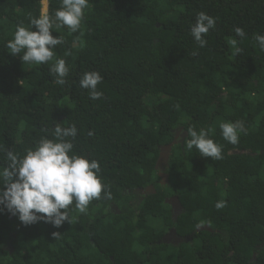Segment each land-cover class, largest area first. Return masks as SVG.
I'll return each mask as SVG.
<instances>
[{
    "label": "trees",
    "instance_id": "obj_1",
    "mask_svg": "<svg viewBox=\"0 0 264 264\" xmlns=\"http://www.w3.org/2000/svg\"><path fill=\"white\" fill-rule=\"evenodd\" d=\"M43 1L0 0V148L23 157L56 124L74 125L73 153L99 162L111 198L102 192L85 213L73 203L59 228L0 212V264H264V52L254 39L264 0H89L78 31L53 25L64 43L52 60L24 63L6 45ZM46 2L54 17L62 0ZM200 12L216 19L204 47L190 32ZM56 59L69 69L63 85ZM86 72L102 76L99 99L80 86ZM235 121L247 132L233 145L220 124ZM190 127L209 131L222 158L188 150V135L180 144L175 134ZM174 141L160 185V148ZM149 185L154 193H135ZM170 230L184 241L162 243Z\"/></svg>",
    "mask_w": 264,
    "mask_h": 264
},
{
    "label": "clouds",
    "instance_id": "obj_2",
    "mask_svg": "<svg viewBox=\"0 0 264 264\" xmlns=\"http://www.w3.org/2000/svg\"><path fill=\"white\" fill-rule=\"evenodd\" d=\"M88 3L89 0H62V7L55 11L54 17L46 13L32 18L31 27L17 25L13 39L6 45L9 53L19 55L21 61L28 64H45L52 60L56 46L64 43L61 37L52 35L53 25L58 22V26L78 31ZM215 25L214 17L204 12L197 14L190 32L199 47L205 46L204 37ZM234 31L236 37L246 35L242 28L237 27ZM254 39L264 52V34L256 35ZM231 43L234 54H239L242 50L237 46V40L232 39ZM51 72L57 77L56 83L63 85L69 73L66 61L56 59ZM101 81L100 73L86 72L80 86L90 91L92 99H99L102 93L96 89ZM220 129L222 137L233 145L239 142L241 133L247 132L242 121L223 122ZM54 134V139L42 137L23 157L0 148L6 158V164L0 165V212L6 210L23 226L43 222L59 228L65 222L69 223V206L73 203L76 210L85 213L93 200L101 199L102 192L106 198H111L101 180L99 162L73 153L72 141L77 136V128L56 124ZM187 135L190 136L186 145L188 150L195 148L203 157L222 158V145L209 138V131L190 127ZM223 206V203L216 204L217 208ZM52 235L56 237L59 233Z\"/></svg>",
    "mask_w": 264,
    "mask_h": 264
},
{
    "label": "water",
    "instance_id": "obj_3",
    "mask_svg": "<svg viewBox=\"0 0 264 264\" xmlns=\"http://www.w3.org/2000/svg\"><path fill=\"white\" fill-rule=\"evenodd\" d=\"M187 137V134L184 133L182 135V137L180 138L179 140V143L182 144L184 139ZM176 141L172 142L171 144L167 145L166 147H161L160 148V154H159V157L157 159V162H156V166H155V169L157 168V166L162 163V162H165V161H168L169 159V155H170V151L172 149V147L174 145H176ZM233 154H244V152H233ZM166 168H167V165H166ZM160 180H163L164 183L160 184V185H163V184H166L167 181H168V176L165 174L164 176H160ZM162 182V181H161ZM154 193V192H152ZM165 203H167L168 205H171L172 207H175V206H178L179 207V211L178 212H175V214H172V217L173 218H176V216L181 212V206L179 204V201H178V198L174 197V198H170L169 200L166 199L165 200ZM200 231H206V232H212V230L206 225L204 227H199L196 232H200ZM172 237H176L177 241H179L180 243L183 242L184 240L183 239H180L179 237L176 236V232L175 230H170L161 240L162 243H169V240L172 238ZM13 249L11 246H9V252L12 253Z\"/></svg>",
    "mask_w": 264,
    "mask_h": 264
},
{
    "label": "flooded vegetation",
    "instance_id": "obj_4",
    "mask_svg": "<svg viewBox=\"0 0 264 264\" xmlns=\"http://www.w3.org/2000/svg\"><path fill=\"white\" fill-rule=\"evenodd\" d=\"M175 137L177 138L178 137V140H180V138L182 137V134L181 133H178V134H175ZM161 152V151H160ZM160 154V153H159ZM168 164V161H165V162H162L160 163L157 168H156V171H157V175L160 179V176H164L166 174V165ZM162 181V182H161ZM160 184L164 183L163 180H160L159 181ZM164 185V184H163ZM153 192V188L149 185L148 187H146L145 189H141V190H137L135 191V193H137L139 196H145V195H150V193ZM174 198V197H171V199ZM168 200L170 198H167ZM170 208H171V215L172 214H175V212H178L179 211V207L178 206H175V207H172L171 205H169ZM165 236V235H164ZM169 243L173 244V245H178L180 242L177 241L176 237H172L170 240H169Z\"/></svg>",
    "mask_w": 264,
    "mask_h": 264
},
{
    "label": "rangeland",
    "instance_id": "obj_5",
    "mask_svg": "<svg viewBox=\"0 0 264 264\" xmlns=\"http://www.w3.org/2000/svg\"><path fill=\"white\" fill-rule=\"evenodd\" d=\"M47 13V2L44 0L42 2V10H41V15H45Z\"/></svg>",
    "mask_w": 264,
    "mask_h": 264
}]
</instances>
